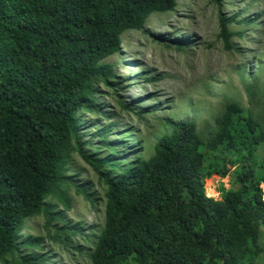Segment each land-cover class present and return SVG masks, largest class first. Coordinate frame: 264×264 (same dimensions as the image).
<instances>
[{
	"label": "trees",
	"instance_id": "16d2710c",
	"mask_svg": "<svg viewBox=\"0 0 264 264\" xmlns=\"http://www.w3.org/2000/svg\"><path fill=\"white\" fill-rule=\"evenodd\" d=\"M219 1V0H214ZM177 0H0V261L45 264L42 237L22 230L43 214L62 222L49 237L69 243L78 230L48 198L70 207L66 189L77 152L105 184L104 222L91 264H255L263 252L264 130L249 109L227 100L215 127L202 134L192 120L168 119L170 131L153 153L123 164L110 147L104 156L85 149L80 111H97V84L116 78L105 59L121 49V35L143 30L154 12ZM228 18L219 36L230 48ZM135 101L121 104L130 110ZM108 126L96 132L101 144ZM230 155V156H229ZM231 155L242 159L220 199L205 179L230 173ZM205 162L207 164L205 165ZM77 191L94 202L88 187Z\"/></svg>",
	"mask_w": 264,
	"mask_h": 264
},
{
	"label": "rangeland",
	"instance_id": "374dc122",
	"mask_svg": "<svg viewBox=\"0 0 264 264\" xmlns=\"http://www.w3.org/2000/svg\"><path fill=\"white\" fill-rule=\"evenodd\" d=\"M220 15L230 19V48L219 36ZM121 39L120 51L105 59L116 78L97 84V111H80L78 126L88 153L104 156L111 147L120 164L147 158L157 139L170 131L168 119L192 120L207 134L227 100L249 109L264 130V0H177L172 11L150 14L143 30H126ZM132 101L130 110L121 106ZM104 125L111 142L106 145L96 132ZM72 158L68 174L73 184L66 189L70 207L48 200L56 204L55 211H64L68 226L77 224V232L69 243L49 237L62 222L53 219L47 226L43 214L28 218L22 230L23 237H42L38 251L46 256L45 264H91L90 252L103 226L105 184L77 152ZM231 159L228 175L205 179L208 196L220 199L221 188L233 186V164L242 159ZM262 160L264 146L255 154V162ZM77 184L88 187L94 202L77 191ZM260 186L264 200V182ZM260 230L263 252L255 264H264V225Z\"/></svg>",
	"mask_w": 264,
	"mask_h": 264
}]
</instances>
